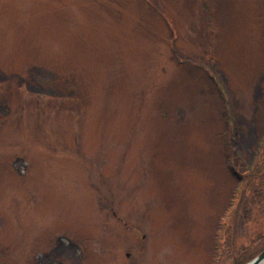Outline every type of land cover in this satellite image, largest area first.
<instances>
[{
  "label": "rangeland",
  "instance_id": "obj_1",
  "mask_svg": "<svg viewBox=\"0 0 264 264\" xmlns=\"http://www.w3.org/2000/svg\"><path fill=\"white\" fill-rule=\"evenodd\" d=\"M263 154L264 0H0V264H249Z\"/></svg>",
  "mask_w": 264,
  "mask_h": 264
},
{
  "label": "trees",
  "instance_id": "obj_2",
  "mask_svg": "<svg viewBox=\"0 0 264 264\" xmlns=\"http://www.w3.org/2000/svg\"><path fill=\"white\" fill-rule=\"evenodd\" d=\"M262 175H264V154L262 155V158H261V161H260L259 165H258V166H255V170H254V172L248 176L249 180L247 181V184L252 186V182H253V184H254L255 182H258L259 178L261 179ZM244 204H245V201L242 200V201H241V205L244 206ZM222 229L225 230L226 227H221V231H222ZM229 229H230V230L227 231V233H226V234H227V235H226L227 238L230 236L231 233H233V235H235V232H236L235 229H234V230H233L232 228H229ZM259 238H260V239H258V242H260V241H264V236H261V237H259ZM263 247H264V245H263ZM263 247H262V248H263ZM241 250H242V249H241ZM241 250H240V251H241ZM247 252H249V250H247ZM254 253H256V252H254ZM259 254H261V253H259ZM256 255H257V254H256ZM254 256H255V255H254ZM254 256L252 255V257H248V260L251 261V260L255 259ZM244 263H247V261H245V262H243V263H240L239 261H237V262L234 261L233 264H244Z\"/></svg>",
  "mask_w": 264,
  "mask_h": 264
},
{
  "label": "water",
  "instance_id": "obj_3",
  "mask_svg": "<svg viewBox=\"0 0 264 264\" xmlns=\"http://www.w3.org/2000/svg\"><path fill=\"white\" fill-rule=\"evenodd\" d=\"M264 262V252L261 253L258 257H256L253 261H251L249 264H261Z\"/></svg>",
  "mask_w": 264,
  "mask_h": 264
},
{
  "label": "bare ground",
  "instance_id": "obj_4",
  "mask_svg": "<svg viewBox=\"0 0 264 264\" xmlns=\"http://www.w3.org/2000/svg\"><path fill=\"white\" fill-rule=\"evenodd\" d=\"M261 264H264V262H262Z\"/></svg>",
  "mask_w": 264,
  "mask_h": 264
}]
</instances>
